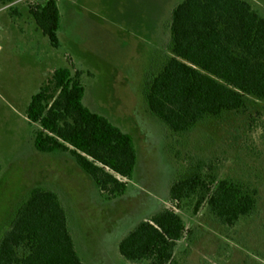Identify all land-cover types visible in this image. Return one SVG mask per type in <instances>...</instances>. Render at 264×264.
Here are the masks:
<instances>
[{
  "label": "rangeland",
  "instance_id": "374dc122",
  "mask_svg": "<svg viewBox=\"0 0 264 264\" xmlns=\"http://www.w3.org/2000/svg\"><path fill=\"white\" fill-rule=\"evenodd\" d=\"M58 49L30 15L34 0L0 3V240L34 188L55 192L83 264H130L120 241L141 221L172 208L169 191L192 161L207 177L254 191V213L225 230L192 205L176 211L189 232L179 264H264V102L248 97L184 135L148 110L144 85L168 55L171 9L183 0H55ZM264 18V0H244ZM81 72L83 104L134 141L137 164L126 194L107 201L69 154L34 148L38 126L26 118L31 98L55 70ZM229 245L224 252L222 246ZM147 264V263H144Z\"/></svg>",
  "mask_w": 264,
  "mask_h": 264
},
{
  "label": "trees",
  "instance_id": "16d2710c",
  "mask_svg": "<svg viewBox=\"0 0 264 264\" xmlns=\"http://www.w3.org/2000/svg\"><path fill=\"white\" fill-rule=\"evenodd\" d=\"M19 0H0L11 4ZM36 27L49 45L60 46L55 0H34ZM168 55L144 87L149 112L176 135L244 108L248 97L264 102V18L244 0H183L171 12ZM81 72H53L31 98L27 120L38 126L34 148L69 154L112 201L126 194L137 154L133 138L83 104ZM169 191L172 208L141 221L118 246L130 264H179L177 244L189 234L176 212L205 206L213 222L229 231L254 213V191L207 177L204 161H192ZM58 195L34 188L0 240V264H83ZM264 224V219H263ZM224 252L229 245L222 246Z\"/></svg>",
  "mask_w": 264,
  "mask_h": 264
},
{
  "label": "crops",
  "instance_id": "0c3cea01",
  "mask_svg": "<svg viewBox=\"0 0 264 264\" xmlns=\"http://www.w3.org/2000/svg\"><path fill=\"white\" fill-rule=\"evenodd\" d=\"M177 5H178V4H177ZM177 5H175L174 7H172L171 12H172V10H173ZM170 18H171V15H170ZM169 27H170V26H169Z\"/></svg>",
  "mask_w": 264,
  "mask_h": 264
}]
</instances>
